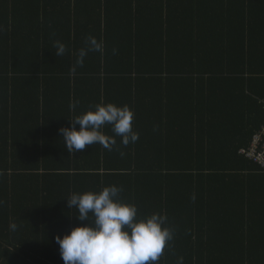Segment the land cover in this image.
<instances>
[{
	"label": "trees",
	"instance_id": "1",
	"mask_svg": "<svg viewBox=\"0 0 264 264\" xmlns=\"http://www.w3.org/2000/svg\"><path fill=\"white\" fill-rule=\"evenodd\" d=\"M106 103L139 139L68 154L58 130ZM263 126L264 0H0V264H63L55 237L86 223L66 199L108 185L167 216L158 264H264V170L241 153Z\"/></svg>",
	"mask_w": 264,
	"mask_h": 264
},
{
	"label": "clouds",
	"instance_id": "2",
	"mask_svg": "<svg viewBox=\"0 0 264 264\" xmlns=\"http://www.w3.org/2000/svg\"><path fill=\"white\" fill-rule=\"evenodd\" d=\"M54 47L57 56L65 54L64 43L56 41ZM101 50L102 44L88 37L87 47L79 50L76 64L82 67L89 51ZM71 107L74 110L75 104ZM133 117L127 105L97 104L68 119L70 126L58 131L68 154L82 152L93 144L112 150L116 136L125 147L139 139V133L132 127ZM105 125L111 126L113 136L102 131ZM122 191L120 186L108 185L99 191L70 194L66 199L67 208H76L78 216L75 217L86 223L55 237L63 264H158L165 247L174 239V229L164 214L152 213L139 218L135 204L121 199ZM9 227L15 231L17 224L11 223ZM177 264H184L183 257L178 258Z\"/></svg>",
	"mask_w": 264,
	"mask_h": 264
},
{
	"label": "built area",
	"instance_id": "3",
	"mask_svg": "<svg viewBox=\"0 0 264 264\" xmlns=\"http://www.w3.org/2000/svg\"><path fill=\"white\" fill-rule=\"evenodd\" d=\"M241 153L248 158H254L260 168L264 170V126L255 134L250 148L248 150L242 149Z\"/></svg>",
	"mask_w": 264,
	"mask_h": 264
}]
</instances>
